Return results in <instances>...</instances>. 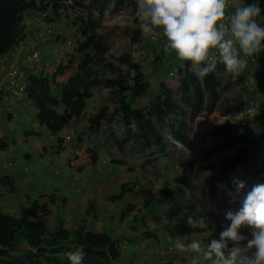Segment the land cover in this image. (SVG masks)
<instances>
[{"label":"trees","instance_id":"16d2710c","mask_svg":"<svg viewBox=\"0 0 264 264\" xmlns=\"http://www.w3.org/2000/svg\"><path fill=\"white\" fill-rule=\"evenodd\" d=\"M49 1L52 2V9L55 12L59 2L68 0H40L39 2L0 0V65L7 64L6 70L12 65V62L8 63V61H15L9 49L23 35V13L36 7L46 9ZM72 2L86 9L85 15L77 14L76 16L80 22L82 37V40L76 38L80 58L78 57V60L61 59L55 71H50L48 64H45L40 71L25 70L22 66L18 68V71H23L26 75L25 94L35 107L34 119L37 125L46 132L56 135L58 144H61L72 121L86 120L90 129L108 126L119 121L125 131L123 138H114L120 154L124 153L125 146L129 142L133 143L141 153L155 146L162 154H165L169 146L164 140L161 125L166 123L170 129L171 144L183 145L188 138L182 126L175 127L174 124L175 118L185 115L186 112L176 102L172 89L166 83H160L159 92L149 101L146 108L137 107V98L149 92L150 82L144 81V73L140 65L129 60V54L119 53L118 49L113 48V28L102 24L94 16V12L102 13L108 7V2H112L111 11L114 14L128 7L138 10V0H72ZM235 5L231 10L235 11ZM260 8L264 15V2L260 4ZM122 34L130 35L131 42L134 43L141 41L142 38L140 27L134 31L126 29ZM160 38H163V35ZM147 45L145 46L147 49L154 46L151 49L154 63L162 62V55L173 58L171 69L173 67L178 69L179 86L176 89L180 91L181 97L189 102V120H194L203 110L208 113L214 111L220 98L217 73L225 70L222 63L218 62L215 71L200 79L191 61H181L175 52L167 54L157 40L148 39ZM106 54L118 58L121 64H127L128 69L123 70L121 66L109 61ZM246 60L250 67L255 65L254 69L250 72L246 67L239 75H233L230 72L226 85L238 83L244 85L247 74L254 77L255 84L243 99L235 102L238 105H234L233 110H239L246 98L250 100V103H260L261 96L264 94V67L263 70L256 69L262 65L256 64L259 57L256 61H252L250 57ZM93 63L105 67L113 74L112 77L102 80L93 76ZM95 86L109 89L110 99L106 98V100L114 102V106L110 109L103 103L98 111L91 115L85 108L86 101L93 95L91 88ZM244 87L247 88L246 85ZM3 110L4 106L0 103V111ZM229 111L232 110L228 108L225 112ZM247 123L249 126H253L254 123L256 126L261 124L259 131L251 136L245 132L237 133L236 123L226 119L221 124L214 125L208 134V137L216 140L208 148L209 154H219L232 147L235 151L234 155L222 159L218 167L209 164L198 166L199 170L214 168L217 170L216 186L212 189L217 198H231L229 193H235L234 180H242L245 185H248L256 173L264 171V112ZM23 135L25 139L28 134ZM24 139L15 141L22 142L25 141ZM177 141L180 143L178 144ZM7 147V139L0 135V152ZM77 158L83 165L88 161L95 163L98 157L96 152L80 139ZM0 170V264H69L67 253L72 251L74 246H83L85 251L83 264H119L120 245L108 232H98L85 224H79L76 228L70 229L60 223L56 228L49 229L43 222V217L50 213L46 203L37 199L31 200L29 197L18 198L15 203L21 206L20 211L16 215L9 214L7 206L13 205V197L18 195L19 188L6 168L1 167ZM80 170V168L75 169V171ZM159 194L163 199L171 197V192L165 185L159 188ZM25 198L30 200L28 205L25 204ZM6 199L10 202L6 201V204H3V200ZM149 202L150 199H146V203ZM210 202L209 199L206 205L209 206ZM178 212L179 209L176 206L168 204L165 216L170 218ZM193 237L195 236L188 237L187 242L189 243ZM195 238L202 243L206 241L208 244L211 239H218L219 234L213 231L206 238ZM243 243L245 242L242 241Z\"/></svg>","mask_w":264,"mask_h":264},{"label":"clouds","instance_id":"9594fccd","mask_svg":"<svg viewBox=\"0 0 264 264\" xmlns=\"http://www.w3.org/2000/svg\"><path fill=\"white\" fill-rule=\"evenodd\" d=\"M236 1H239V4L237 3L235 5V11L226 17L229 0H138V9L141 21L140 28L144 35H151L156 29H162V35L166 40L164 44V51L168 54L175 52L177 58L181 61H191L196 74L200 77H204L215 71L218 62L225 66V70L228 71V74L230 72L239 73L246 67L253 70L255 65L253 64V67H250L244 57L258 55L259 60L256 64H261L260 61L262 58L259 54L264 53V15L261 13L260 4L264 2V0L260 3L259 0H254L251 4H247L250 0ZM50 3L51 8H53L51 1ZM63 3L68 6V3L72 4L73 2L72 0L64 2L61 1L59 2V5H63ZM43 10L45 12L47 8L40 9L39 7H36L35 9H31L23 13V35H21L18 41L9 49L15 61L9 60L8 63L12 62L11 68L8 70L4 68L3 70L6 86L11 89L13 93L18 96L23 95L26 99L27 95L25 94V82H23L22 91H18L17 89L10 87L7 84L10 78L8 73L15 67H17L18 70L20 66H22L25 70L31 69V71H40L41 68L48 63L45 62L43 66L40 65L43 61L41 59L42 54L37 47L28 42L30 37L27 36L26 32L27 28L34 29L35 37L40 40L51 35L54 26L51 25L50 28V26H48L50 22H46L44 18H42L41 15L43 14ZM225 19H227V23H223ZM72 32H75V34L70 36H73L76 41L78 33H80V29H75ZM28 33L30 34V32ZM24 37H26V39L22 40ZM60 40L62 42H60ZM60 40H54V44H57L58 46H65L73 41L72 37L69 39L67 38L66 40L62 37ZM23 43L25 44L24 53L22 51ZM149 48L150 53L153 54L151 51L152 48ZM30 49L38 51V57L36 61L31 62L32 64L26 60ZM212 49H216L218 51V55H211L210 50ZM69 57L74 58V56ZM59 61L60 58H57L56 67ZM151 63H154V61ZM6 65L4 66L6 67ZM73 66H76V64H73ZM56 67L53 68L52 71H55ZM143 97L145 96H141L140 99ZM248 103H250V100L245 102L241 108ZM146 106L142 108H146ZM239 110L229 112L226 119L236 123V127L239 126L242 130H259V126L261 124H258L257 128H254L253 126H249L247 123L254 117L245 122L234 121L229 118L231 113L238 112ZM87 111L90 114L95 113L89 110ZM258 112L259 110H257V114ZM2 114L3 111H0V119L4 117ZM12 115L14 114L12 113ZM7 120L9 119L7 118ZM87 128L90 129L89 125ZM93 129L90 130H92V132L97 131ZM70 131L71 130L66 133L64 138L69 139ZM124 135L125 131L123 129L121 138H123ZM248 135L251 136V134ZM78 139L79 147L80 139L88 145L81 135ZM114 143L117 148L116 142ZM177 143L179 144L180 142L177 141ZM128 145L134 146L133 143L129 142L125 148ZM79 147L77 148L76 153H74V157H72L75 159L76 163L72 164V158H68L67 170L69 171L70 169V172H74L75 169L78 168L82 170L83 166L87 163H96L88 161L87 163L81 165L79 158H77ZM88 147L94 150L98 157V152L93 147H90L89 145ZM97 159H99V157ZM70 165L73 166L70 167ZM9 166L7 167L10 168ZM28 168V166H25L23 170L27 171ZM80 171L75 172L78 173ZM55 172L59 173L57 170H55ZM233 183L236 185V190L234 194L229 193V195L231 196L230 199H232V202L238 204V208L236 210L229 209L226 211L225 219L230 223L224 226L219 232V238L211 239L208 244L206 243L207 246L205 247L199 239L195 238L203 236H195L191 238L188 243L187 238L191 235L185 237L182 231L171 234L166 233L162 238L163 250L161 252L162 255L160 256L162 264H184L181 252H188L192 254L190 264H203V261H212V264H264V181L258 180L247 188V185H245V182L242 180L237 179L234 180ZM164 185L169 189L168 185L165 183L161 186ZM215 186L216 180H213L208 184L210 192H212V189ZM212 195L217 198L213 192ZM171 198V200L174 201L173 197ZM217 199L225 198L223 197ZM24 201L26 203V200ZM143 203L147 206L150 202L146 203V200H143ZM168 204L176 206L179 209V212L175 215L178 216L180 208L177 206L176 202L167 203V206ZM165 212L166 210L164 211V217H166ZM185 222L192 229L210 230V228H208L210 217L206 215H197L195 217L189 215ZM245 227L249 230L248 234H242L240 231L241 228ZM211 232H209L207 236ZM171 241L176 242L174 245L176 251L173 255H170L167 251V246ZM242 241L245 243L242 244ZM84 257L85 251L83 246H74L73 250L67 253L69 264H83ZM174 258L177 259L175 260L176 263L174 262ZM135 264H146V260L140 259V261H136Z\"/></svg>","mask_w":264,"mask_h":264},{"label":"rangeland","instance_id":"374dc122","mask_svg":"<svg viewBox=\"0 0 264 264\" xmlns=\"http://www.w3.org/2000/svg\"><path fill=\"white\" fill-rule=\"evenodd\" d=\"M36 1L39 2L40 0ZM111 7L112 2H108V7L102 13L94 12V16L102 24L113 28V48L116 50L118 49L119 53L121 52L123 54H129V60L135 61L140 65L144 73V81L150 82L149 92L142 99H140L141 97L137 98V106L145 107L148 102L153 99L155 95L159 92V84L162 82L166 83L170 87V89H172L173 96L176 102L180 104L183 111L186 112L185 115H180L175 118L174 125L175 127L182 126V130L188 138L183 145L173 146L171 144L170 139V129H168L166 123H164V125H161V132L163 134L166 144L169 146L166 154H162L155 146L144 150V152L142 153L139 152L136 147L128 146L126 147L124 153L118 156L120 159H122L121 164L125 166H130V169L133 174V179L136 176L144 175L150 177V181H152L151 188L149 184L146 186V188H148L150 192L152 191L153 197L155 193L160 196L158 189L162 184L165 183L168 185L172 193L171 197H173L177 206H179L180 208L179 215L177 216V218L174 219L175 223L169 224L171 227H173V229H170L168 234L182 231L185 237L191 235L203 236L204 238H206L207 234L211 231H217L219 234L223 227L230 223L225 219L226 211H228L229 209L236 210L238 208V204L233 203L232 199L230 198H215L214 195H212V192H210L208 184L218 178L217 170L215 168L199 170L198 166L209 164L213 167H218L222 159L234 155V147L226 149L219 154H209L208 148L213 145L216 140L208 137V134L214 128V125L221 124L227 118L228 113L234 111L233 109L235 107L233 106L238 105L235 102L239 101L240 99H243L250 90L251 86L245 88L244 85L241 83L227 86L226 82L229 78V74L227 70H223L222 72L218 73L220 98L214 111L208 113L206 112V110H203L194 120H189V102H186L181 97L180 91H177L176 89V87L178 88L179 86L178 73L176 71L178 69L177 67H173L171 69L173 58L162 55V62L148 63L150 61L144 59L139 55V48L133 45L134 42H131L130 35L122 34V32L126 29L134 31L136 28L140 27L141 21L139 9L133 10L131 7H128L123 11L114 14L111 11ZM85 10L86 9L78 7L74 3H68V6L63 3V5L58 6L57 11L54 13L51 8V3L49 1L47 10H45V12L43 10V14L41 16L46 22H50V24H48L50 28L51 25L54 26L51 35L47 38H43L42 40H40L35 37L34 29L27 28V36L30 37L28 42L33 46L37 47L42 54L41 59L43 61L40 63L41 66H43L45 62H48V67L52 71L53 68L56 67L57 58H60V60H69V56H74L76 60H78V57L80 58V54L77 52V40L75 41L74 37L70 35L75 34V32H72L73 30L80 29V22L78 21L79 19L76 16L77 14L85 15ZM28 32H30V34ZM62 37L64 40L72 37L73 41L72 43L66 44L65 46H58L57 44H54V40H60L62 39ZM77 38H79V40H82L80 33H78ZM24 39H26V37H24L22 40ZM147 41V36L142 33V38L139 44L146 46ZM159 41L163 42V44H165L166 42L165 38L160 37L158 39V42ZM60 42L62 41L60 40ZM22 46V51L24 53L25 44L23 43ZM150 47L153 48L154 46L152 45ZM161 47L164 48V45H161ZM171 54H174V52ZM106 58L109 61L115 63L117 66H121L123 70L128 69L127 64H121V61L118 58H114L113 56L110 57L108 54H106ZM92 66L93 76L101 78L102 80H106L108 77H112L113 75L110 71L105 69V67H102L97 63H93ZM169 72H172V74H169ZM198 77L202 79L200 76ZM92 90L94 95L92 98H89V100H87V110L96 113L99 106L103 103L107 104L109 108L112 109V107L114 106V102H112L111 100H106V98L110 99L109 89L107 87L95 86L91 88V91ZM247 101H249L248 98L243 101V104ZM228 108H230L232 111L226 113L225 111ZM95 113H91V115ZM20 114L19 115L21 116V118L28 116L27 114H31L29 116V119L30 122L33 123V120H35L34 105L30 102L27 105V108H24L22 112L20 111ZM70 126L71 127L69 130H90L87 128L88 123L86 120H75L71 123ZM1 130H6V128L2 127ZM33 130L41 129L35 126ZM93 130H123V127L120 122L115 121L114 123H111L108 126H100L94 128ZM235 131L237 133L245 132L247 135H253L259 130H242L241 127L237 126V130ZM50 139H52L51 136ZM38 144L41 146L40 143ZM26 146L27 144L25 143L21 144V149ZM21 149H13V151H15V153L17 154L18 152H20ZM111 151H114L115 154L119 153L116 146L112 150L107 151L105 154L101 152V163L109 161ZM11 153L12 150L0 152V168H6L7 172L9 170H13V168H15V164L18 162V158L15 159L16 154L14 155V157H11ZM32 153L35 154V150L32 151ZM70 157H74V152H71ZM42 160L43 156L37 155L33 157V159L28 163L29 168L27 171L30 172V170H37V165ZM71 162L72 164L76 163L75 159L73 158L71 159ZM7 166H9L10 168H8ZM56 169L59 173L55 174L54 176H56L57 178L59 177V179H69V171L67 170V167L65 165V159L61 160L56 165ZM258 180L264 181V171L256 173L253 176L249 186H251V184ZM249 186H246V188ZM171 197L166 198L164 200V203L174 202L171 200ZM209 199L211 200V202L209 206L207 205L209 208L208 209L205 204L206 202H208ZM140 203L141 205L143 204V207L146 206L143 201ZM7 207V212L9 214L16 215V213L20 211L19 207L21 206L15 203L13 205H8ZM189 215L193 217L197 215H206L210 217L208 227L210 228V230L190 228L185 222ZM240 231L242 234H248L249 230L245 227L241 228ZM202 245L206 247V241L203 242ZM207 263L208 261H203V264Z\"/></svg>","mask_w":264,"mask_h":264},{"label":"crops","instance_id":"0c3cea01","mask_svg":"<svg viewBox=\"0 0 264 264\" xmlns=\"http://www.w3.org/2000/svg\"><path fill=\"white\" fill-rule=\"evenodd\" d=\"M262 1L259 0V3ZM253 2L254 0H250L247 4ZM159 45L164 44L159 41ZM259 55L262 58V65L256 69L263 70L264 53ZM4 68V65H0V103L4 106L0 134L7 139L8 147L2 152L12 150L10 156L14 157L16 153L13 149L19 150L21 144H27L16 154L15 159L18 158V162L15 168L8 171L9 176L15 179L16 186L19 188L18 195L13 197L14 203L18 198L24 197L46 203L50 213L43 217V222L49 229L56 228L60 223L70 229L76 228L79 224H85L98 232H108L120 245L119 264H135L140 259H145L146 264H162L160 260L163 250L162 238L170 229H173L169 224L175 223L174 218L177 216L164 217L167 202L164 203V199L156 193L153 197L152 192L146 188L148 184L151 188L150 177L144 175L133 179L130 166L121 164L122 159L118 157L120 153L115 154L111 151L109 161L100 162V153L105 154L112 150L115 147L114 138H121L123 130L94 132L71 130L69 139L64 138L59 145L56 136L42 130L41 127V130H33L36 123L35 120L33 123L30 122L31 114L21 118L20 111L27 108L30 101L23 95L18 96L13 93L6 86ZM8 117L10 118L7 121ZM255 124L253 127L257 128ZM2 127L6 130H1ZM26 133L28 135L24 139L23 134ZM80 135L98 152V161L95 164H85L78 173L74 171L73 174L69 169V179L57 178L54 176L58 174L55 172L56 165L65 159V165L68 168V158L71 152L76 153ZM17 139L25 141L16 143ZM34 150L35 154L32 153ZM37 155L43 156V160L37 165L38 169L30 170V172L23 171L24 166H28V163ZM148 198L150 203L143 207L140 202ZM25 200V204H29L30 200L27 198ZM6 201L10 202L6 199L2 203L6 204ZM181 256L185 264H190L191 253L181 252ZM210 263L212 264V261H208L207 264Z\"/></svg>","mask_w":264,"mask_h":264},{"label":"built area","instance_id":"2783aa9c","mask_svg":"<svg viewBox=\"0 0 264 264\" xmlns=\"http://www.w3.org/2000/svg\"><path fill=\"white\" fill-rule=\"evenodd\" d=\"M237 3L239 4V1L229 0V7L226 10V17L234 12L233 10H231V8L234 4H237ZM227 22H228L227 19H225L223 21V23H227ZM161 35H162V29H160V30L156 29L151 35H145V36H147V38L149 40L155 41V40L159 39V37H161ZM139 42L133 43L134 46L139 48V51H138L139 55L141 57H143L144 59L150 61L148 63L153 62L154 61L153 60L154 59L153 54H151L150 50H147V48L145 46L139 44ZM210 54L213 56H216V55H218V51L216 49H212V50H210ZM37 57H38V51L34 50V49H32V50L30 49V51L27 54L26 60L30 64H32L31 62L36 61ZM257 57H258V55H256V56L253 55L250 58H252V61H256ZM244 58L246 59L249 57H244ZM191 65H192V63H191ZM247 70H249L251 72V69L249 67ZM239 73H232V74L233 75H239ZM169 74H172V72H169ZM8 76L10 78H9L7 84L10 87L17 89L18 91H22L23 90V82H24V78H25L23 71L20 72L17 70V67H15L8 73ZM253 84H255L254 77L251 76V74H247V76L245 77V80H244V85H246L247 87L248 86L252 87ZM257 110H259L258 114L264 112V94L261 96V102L260 103H258V104H253V103L245 104L243 106V108H241L238 112L231 113L229 118L233 119L234 121H242V122L244 121L245 122V121L257 116L258 115ZM175 243L176 242L171 241L167 246V251L170 255H173V253H175V251H176V248L174 247ZM175 260H177V259L174 258V262L176 263Z\"/></svg>","mask_w":264,"mask_h":264}]
</instances>
